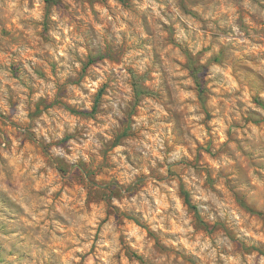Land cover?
<instances>
[{"label":"clouds","instance_id":"obj_1","mask_svg":"<svg viewBox=\"0 0 264 264\" xmlns=\"http://www.w3.org/2000/svg\"><path fill=\"white\" fill-rule=\"evenodd\" d=\"M0 264H264V0H0Z\"/></svg>","mask_w":264,"mask_h":264}]
</instances>
